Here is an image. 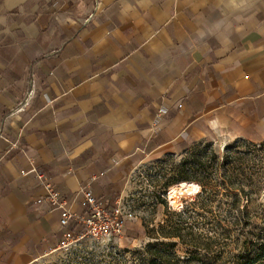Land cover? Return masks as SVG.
I'll return each mask as SVG.
<instances>
[{
  "label": "crops",
  "instance_id": "obj_1",
  "mask_svg": "<svg viewBox=\"0 0 264 264\" xmlns=\"http://www.w3.org/2000/svg\"><path fill=\"white\" fill-rule=\"evenodd\" d=\"M232 141H264V0H0V264L61 249L33 170L74 213L105 171L113 209L146 167Z\"/></svg>",
  "mask_w": 264,
  "mask_h": 264
},
{
  "label": "rangeland",
  "instance_id": "obj_2",
  "mask_svg": "<svg viewBox=\"0 0 264 264\" xmlns=\"http://www.w3.org/2000/svg\"><path fill=\"white\" fill-rule=\"evenodd\" d=\"M183 160L189 167L202 168L198 172L188 170V177L196 183L206 181L208 185L203 187L199 183L200 192L195 196L183 195L182 208H174L165 195L178 181L180 169L186 164ZM141 173L142 176L135 177L136 184L131 191L136 193L122 194L118 200L124 210L135 215L127 220L125 235L103 241L87 236L49 254L39 264H117L120 259L132 263L146 244L154 241L152 229L158 230L159 225L185 221L195 233H211L210 228L214 226L219 230L222 226L235 230L247 220L258 224L264 220V141L200 144L180 160L166 159ZM245 240L240 231L220 238L224 250L214 264H241L245 259ZM173 250L184 257L191 249L177 243Z\"/></svg>",
  "mask_w": 264,
  "mask_h": 264
},
{
  "label": "trees",
  "instance_id": "obj_3",
  "mask_svg": "<svg viewBox=\"0 0 264 264\" xmlns=\"http://www.w3.org/2000/svg\"><path fill=\"white\" fill-rule=\"evenodd\" d=\"M182 162L188 163L186 160ZM186 164L182 165L177 176L178 181L174 183L182 180L196 182L195 179L188 177L187 171L192 169V171L198 172L202 168L199 166L194 169ZM198 182L203 187L208 185L206 181L198 180ZM202 190L203 192L207 191L206 189ZM189 210L187 208V211ZM185 224V221L173 225L167 223L166 225H159L158 230L152 229L151 234L154 241L146 244L144 251L139 253L136 259H133L135 262L129 263V261L120 259L117 264H214L220 251L224 250L219 239L229 236L231 232L239 231L246 236L243 247L245 259L241 264H264V220L262 224L247 220L239 224L240 229L235 230L223 226L219 230L218 227L214 226L210 228L211 233H195L193 227ZM173 239L178 241H173ZM165 240L170 241L165 242ZM177 243L189 246L191 249L189 254L184 257L178 256L173 250Z\"/></svg>",
  "mask_w": 264,
  "mask_h": 264
},
{
  "label": "built area",
  "instance_id": "obj_4",
  "mask_svg": "<svg viewBox=\"0 0 264 264\" xmlns=\"http://www.w3.org/2000/svg\"><path fill=\"white\" fill-rule=\"evenodd\" d=\"M178 109L180 110V107ZM166 112L167 106L164 105L158 111L157 121ZM9 148L10 145L6 147V149ZM88 168L90 173L85 181V188L80 190L74 197V203L83 208V213L70 211L67 200L61 196L58 184L52 183L44 173L33 170L34 188L47 190L46 195L38 198L39 207L44 206L48 210L57 209L60 215L59 225L63 231V240L60 243V248H64L71 242L82 240L87 236L95 241L123 236L126 234L125 225L127 220L135 217L129 210H124L120 201L116 203L113 209H109L105 202L94 195V190L98 186L97 180L105 171L101 173L91 165ZM140 176H142L141 172ZM166 191V195H168L169 189ZM166 198L168 199L169 197L166 196ZM171 206L173 205L171 204ZM179 208H182V202Z\"/></svg>",
  "mask_w": 264,
  "mask_h": 264
},
{
  "label": "bare ground",
  "instance_id": "obj_5",
  "mask_svg": "<svg viewBox=\"0 0 264 264\" xmlns=\"http://www.w3.org/2000/svg\"><path fill=\"white\" fill-rule=\"evenodd\" d=\"M200 184L194 181H185L182 180L176 184H173L169 187L168 201L173 205L175 208H179L181 206V199L183 195L188 196H195L200 192Z\"/></svg>",
  "mask_w": 264,
  "mask_h": 264
}]
</instances>
